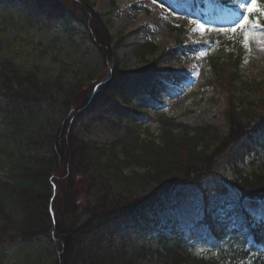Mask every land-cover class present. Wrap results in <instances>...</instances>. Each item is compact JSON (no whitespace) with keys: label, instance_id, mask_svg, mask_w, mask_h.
<instances>
[{"label":"trees","instance_id":"16d2710c","mask_svg":"<svg viewBox=\"0 0 264 264\" xmlns=\"http://www.w3.org/2000/svg\"><path fill=\"white\" fill-rule=\"evenodd\" d=\"M81 1L93 6L91 0ZM21 2L35 4L49 20H63L66 9L76 17V10L62 0ZM80 6L83 16L84 5ZM99 17L93 14L97 23L102 21ZM122 41L123 37L110 48L119 49ZM139 49L143 59L158 50L152 43ZM3 50L0 38V117L8 129L11 126L3 132L7 144L0 145V247L45 239L52 242V249L13 263L4 259L0 248V264H264V226L259 220L264 208L252 216L245 235L238 234L243 229L233 232L230 227L226 234L230 222L219 211L236 199L264 202V168H257L254 161L264 153V139L249 134L264 128V113L250 115L249 107L233 103L226 113L225 136L212 127L192 128L162 115L158 117L163 130L160 142L136 136L131 144L135 150L123 148L121 155L117 146L111 151L67 130V112L75 107L68 103L77 97L75 85L95 80L97 68L76 69L69 82L62 76L45 80L36 69L23 70ZM102 52L106 67L119 75H112L90 94L81 110L76 108V119L84 111L95 112L114 93L116 98L120 92L123 95L124 79L132 72L123 61L111 58L112 50ZM236 53L228 73L230 84L240 80L244 49L237 47ZM222 64L219 58L213 61L217 79L227 75ZM123 103L147 114L129 95H124ZM143 165V173L133 169ZM167 202L187 207L189 215L197 217V227H205L215 243L227 242L228 247H221L219 255L199 256L191 239L176 229L160 233L157 243L116 242L117 224L144 218L150 208L158 216Z\"/></svg>","mask_w":264,"mask_h":264},{"label":"rangeland","instance_id":"374dc122","mask_svg":"<svg viewBox=\"0 0 264 264\" xmlns=\"http://www.w3.org/2000/svg\"><path fill=\"white\" fill-rule=\"evenodd\" d=\"M62 1L76 10V17L72 10L66 9L63 20H49L42 17L35 4L0 0V38L4 56L13 58L25 71L38 70L45 80L62 76L69 82L75 78L72 71L76 69L99 70L95 80L75 85L76 100L72 96L68 103L75 107L67 112V130L74 131L81 139L97 142L111 151L117 146V152L122 155L123 148L135 150L131 144L136 136L160 142L163 130L158 117L162 115L192 128L212 127L225 136L226 113L233 103L249 107L250 115L264 113V17L259 18V28L248 29L251 33L248 48L244 47L242 33L226 35L216 31L232 26L238 20L236 13L243 11L239 5L248 0H162L163 7L159 2L153 5L150 0H91L92 7L81 0ZM81 4L84 18L85 14L79 12ZM93 14L98 20L101 16L107 25H102V21L97 23ZM201 24L204 30H200ZM93 35L97 40L92 39ZM121 37L122 46L110 48ZM147 43L156 45L158 50L143 59L139 48ZM237 47L244 49L240 80L230 84V68ZM110 50L111 58L123 61L132 71L124 79L123 95L120 92L116 98L114 93L111 101L95 112L87 111L76 119V108L81 110L90 94L96 93L112 75H119L106 67L102 51L107 54ZM217 58L226 68L225 78H216L213 61ZM174 65L176 68L172 70ZM125 94L147 114L127 107L123 103ZM7 129L8 123L0 117V145L7 144L8 138L3 135L8 133ZM254 161L257 168H264V153ZM133 169L138 173L145 171L144 165ZM228 175L232 176L229 171ZM77 187L82 189L80 185ZM242 204L254 215L264 208L261 200H245ZM156 211L150 208L144 218H128L117 224L113 228L116 242L125 241L132 246L157 243L160 233L170 234L176 229L191 239V247L199 256L219 255L221 247H228L227 242L215 243L205 227H197V217L190 216L187 207L167 202L158 210V216ZM252 216L241 209L240 222L247 229ZM51 243L40 239L29 244L5 243L0 248L4 259L20 263L28 260L29 255L52 249Z\"/></svg>","mask_w":264,"mask_h":264},{"label":"snow or ice","instance_id":"6c2138e0","mask_svg":"<svg viewBox=\"0 0 264 264\" xmlns=\"http://www.w3.org/2000/svg\"><path fill=\"white\" fill-rule=\"evenodd\" d=\"M150 2L155 5L158 2L160 6L163 7L162 0H150ZM239 7L243 10L241 12L236 13L238 16V20L234 21L232 26L230 27H221L217 28L216 31L223 32L226 35H231L235 33L243 34V44L245 48H248L249 45V37L251 33L248 31L249 28H259V18L264 17V3L259 2V0H248L247 3H241ZM250 17H254L255 20H250ZM195 24L196 21H193ZM205 26L203 24L200 25V30H204ZM250 135H259L262 139H264V128L256 129L253 132L249 133ZM214 199V198H213ZM241 209L244 212L249 213V215H254L251 213L250 209L243 205L239 199L233 200L227 206V208L219 209L225 216L228 217V221L230 222L226 225V234L227 228L230 227L233 232H236L238 229H243V231L238 232L239 235H245L248 231L246 225H242L240 222V211ZM260 225L264 226V215L259 217ZM251 241H249L250 243Z\"/></svg>","mask_w":264,"mask_h":264},{"label":"bare ground","instance_id":"6f19581e","mask_svg":"<svg viewBox=\"0 0 264 264\" xmlns=\"http://www.w3.org/2000/svg\"><path fill=\"white\" fill-rule=\"evenodd\" d=\"M180 3L182 4L183 1H181ZM138 24H141V23H138ZM175 68H176V67H175V65H174V67H172V70H174ZM85 112H86V111L82 112V113L80 114V116L83 115Z\"/></svg>","mask_w":264,"mask_h":264}]
</instances>
